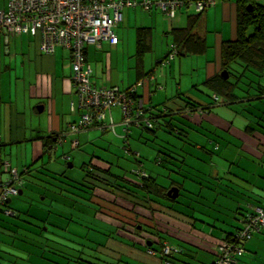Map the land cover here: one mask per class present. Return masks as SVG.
<instances>
[{
    "label": "trees",
    "instance_id": "16d2710c",
    "mask_svg": "<svg viewBox=\"0 0 264 264\" xmlns=\"http://www.w3.org/2000/svg\"><path fill=\"white\" fill-rule=\"evenodd\" d=\"M162 1L166 3L178 1L181 3V5L175 10V14L173 16L174 18L168 16L166 12L162 11V9L156 5L162 3ZM135 2L138 6L134 8L141 7L142 10L150 13L151 11L156 10L172 20H175V18H177L176 16L182 10H186L190 6H194L195 8L196 12L188 15L189 17L184 27L175 28L168 33V35L171 37V41H173L171 50L164 59H161L159 61V65L169 67L177 58H189L194 56L201 57L207 54V50L209 47L204 37L201 34L199 35L198 27L201 24L203 18L202 15L208 9L204 11H197L196 3L198 2V0H157V3L154 4L150 10H145L144 7H142V3L144 2V0ZM9 3L10 0L8 1L6 9L0 11L8 12ZM236 3L237 19L235 24V39L227 40L222 43L218 60L219 68L213 74V76L205 78L202 85H200L205 87L206 90L211 93L212 97H214L212 98L214 99V101L210 103L207 102L206 99H199L200 101H197L193 100L190 97H187L184 99L180 98L181 102L179 103L175 101L173 103H167L161 106H153L152 104L144 102L139 89L142 88L146 83L150 86L152 90L151 92L154 91L153 89L162 91L163 87L160 83L157 82V78L150 76V73L145 75L142 74V79L139 76V81L136 84L130 86L127 89L120 90L128 91V93L130 94L129 97H132L133 101L136 103V106H139L141 102L143 103V108L145 109L144 114L148 115L151 126L143 124V121H141L142 124L139 127L133 124L130 128L125 129V135L122 136L123 139L128 140L132 128H137L139 130L149 131L154 136H156V132L158 130H164L167 134L169 133L177 136V140L183 143H188L190 139L189 132L187 131L188 127H185L183 126V124L177 122L175 123L174 118H178L179 116H181L182 120L186 124H188V126L190 125L192 130L194 128L200 130L201 128H203L204 123L211 124L210 121H213L215 119V116L219 117L216 112L214 113V111H212V109L216 104H218V101L220 99H224L225 104H233L235 102H238V99H240L237 96V90L239 88L238 84L246 76V72L254 71L258 74L264 75V0H236ZM127 8H125V10ZM168 9L170 12L171 8ZM136 31V54L138 65L142 68L141 65L143 59L152 51V39L154 34L153 30L148 27H140ZM22 34L28 36H38L32 35L31 33L11 35V33L3 32L0 34V37H20ZM68 53L71 57L73 69L74 58L72 57V53L70 51ZM237 63L242 66V73L239 72ZM139 71H141L140 68ZM223 73H227L229 77L224 78L222 75ZM237 74L239 76H237ZM233 78L236 79V81H233ZM92 81L93 84L96 85L94 80ZM198 87L199 86L197 85L194 88L198 89ZM132 88L133 90H131ZM260 91L261 93L259 97H261L262 99L264 98V88H262ZM151 92L150 98H152L153 96ZM147 108H149V110H146ZM116 109H120L122 115V109L120 107ZM81 113L83 112L81 111ZM195 114L197 115V118L192 117ZM80 120L81 118L78 121ZM228 123L232 124V127L235 126V124L230 121H228ZM254 123L255 125L257 124V126L260 127L259 121ZM211 125L214 126L213 124ZM103 126L104 125H99L96 127L100 128ZM214 128L215 129H212L213 134L218 136V140L224 141L222 143L223 147L218 142H216V146H213L214 149L212 150L198 144L194 145L196 147L194 150L201 152V158L203 159V162L206 163L215 162V157L217 156H220L222 159L228 161L229 157L228 155H225L224 151L228 149L230 151L236 150L235 144L233 142L226 141L225 138L221 136L222 131L224 130L216 125L214 126ZM93 129L94 128L84 130L83 132H74L73 129H71L70 134L73 135L85 133V131ZM248 129L251 128L249 127ZM248 129L246 128L245 130H243V132L247 135H250V137L254 136V139H260L261 136L264 135V127L261 128L263 131L256 128H253L251 130ZM63 137L64 136H62L61 138ZM61 138L60 136H56L55 134L51 135L45 141V154L50 153V150L53 149V140L60 142L59 140ZM64 138L67 139V135ZM74 142L78 143L76 146L74 145L75 149H79L80 142L75 140L73 141V144ZM127 143L129 144L128 141ZM198 146H200L201 149ZM240 146L241 145H237L236 148L241 149ZM176 147L177 146L173 144L172 146H169V149L165 148V151L164 148H160L159 146L156 158L157 165L163 166L166 163L169 164L168 167H164L163 172L166 173V177H164V180L166 182L159 181L160 177H162L159 174H153L143 168V163L139 161V159L141 158L140 152L133 151V154H135L134 159L135 162H137V165L130 172H122L119 174L113 170L112 163H106L109 168H105V162L94 163L93 161H91L89 165L86 164L82 167L85 173L82 184L73 182V185L70 184V186L82 190L83 200H86L87 204L91 206L90 210L95 212L93 216V212L91 211V215L95 219V221L99 220V222L108 225L111 234L105 236V239L107 241L112 240L111 243H113V245L109 246L107 243H105L106 240H104L101 245L94 244L92 248L93 254L90 255L88 259H82L79 256L74 258L70 256V254H68V256L64 258V260H68L67 264H108L106 258L112 261H114V258H117L120 259L119 262H121V259H124L122 256L124 253L122 251L125 249V247L129 246L132 248H137L138 245L147 249H158L161 256H163L162 259L166 260L169 264H193V262L197 260V257L194 255V253L190 250H187V248L184 249V247H186L185 245H187L191 248L194 247L197 249L198 245H195V243L200 244L202 242V240H200L199 238H195L194 236L197 232L201 231V229L197 227V224L203 223V219H201L203 214L206 215V217L213 216H211L209 212L208 214H206L205 212L200 211V209L204 208V203L202 202H204V200H207L202 196V193L196 195V198L194 197V195L190 194L191 198H186L184 202L181 201L183 193H189L185 191L186 182L192 184L196 183L203 189H207L210 193L213 194H216L218 192L217 190L218 187L220 188V184L222 185V188L224 190V193H222L223 197L232 198L234 196H230L228 191H233L234 189H236L235 186L239 184V181L231 179V176H234V171L228 172L227 170L225 172H221L218 168L214 170H216V173L218 172L220 176L215 177L213 175L214 170L207 165L205 169L209 171V179L211 181L205 182L200 177L199 172H192L190 170L193 167H190L191 165L188 161L189 159H193L194 157L196 158V156L188 154L184 151L183 148ZM224 148L225 150L223 151ZM126 150L132 153V150H130V148H126ZM220 151L222 152L220 153ZM229 166L230 164L227 166L228 169ZM15 170H17L18 173L14 178L13 171ZM200 172L202 173L201 170ZM30 174V168H26V170L20 171L17 167H13L9 160H3L2 156L0 155V202L5 203L6 206L8 205L10 207L11 202L9 204L7 202V199H11L10 201H12L14 197L22 195L24 193V190L26 189L25 187L27 186L26 182L28 180L25 177ZM174 175L179 176V179H182V181L174 180L172 178ZM214 179L217 180L215 181ZM213 181H215V183L217 184H215ZM209 183L210 185H208ZM11 187L16 188L19 192H21V194H9L8 196H6V198H4L5 194L8 192L7 190ZM172 188H178L180 190V197L178 199H173L167 196L168 192ZM244 197L245 196H243V199ZM245 198L250 199V196H246ZM242 205L243 206H237L236 208H233L231 209V211L226 213V215L228 214L227 216H225V218L227 219L222 220L221 218H214V222H219V220L221 219L220 221L225 223V225L228 226L229 229L233 228L229 232L225 231L226 237L223 239V242L239 244V246L243 248V255L237 256L236 264H238L240 258L245 256L246 245L250 241H252V239L257 234H261L264 232V228L256 229L251 234L250 238L238 240L237 237L246 230L245 221L249 220V218L251 217L252 219H254L255 216H257V209L264 210V207L260 205H257L253 209H247L244 203ZM5 218L10 217L6 215H0V225H5ZM233 223H235V225ZM140 226L141 229H139ZM1 229L4 228L0 227V230ZM11 235L12 234H10L9 237L12 239ZM194 238L196 239V241ZM33 239L39 241L42 239V237L37 235ZM165 241H174L179 245L180 248H178L177 252H174L172 255L164 256L163 249L165 245L163 243ZM19 242L20 244L17 247H14V250H22V252L24 253L25 249L30 251L31 248L35 245V241H33L32 239L20 240ZM149 243H151L152 246H149ZM210 251L212 252V248L210 249ZM33 252L34 251L32 250L30 253H28V261H30L31 257L34 256ZM214 253L216 254V258L211 264H213L215 260L221 256L218 251H214ZM40 257V259L43 258L42 256ZM0 260L2 259L0 258ZM19 260V255L15 254V259H10L7 261V263L21 264ZM0 264L4 263L0 262Z\"/></svg>",
    "mask_w": 264,
    "mask_h": 264
},
{
    "label": "crops",
    "instance_id": "0c3cea01",
    "mask_svg": "<svg viewBox=\"0 0 264 264\" xmlns=\"http://www.w3.org/2000/svg\"><path fill=\"white\" fill-rule=\"evenodd\" d=\"M8 1L9 0H0V10L6 9ZM103 1L106 2L109 0H102V2ZM135 1L139 2L141 0ZM195 12L194 6H190L186 10H182L176 16L177 18H175V20H172L156 10L150 13L142 10L141 7L127 8L122 12L123 20L115 29L119 38L117 46H113L109 42L104 41L101 48L93 46L87 49L86 57H88V62L93 68L92 80H94L96 85L101 87H119L120 89H127L139 81V76L142 79V74L145 75L150 73V76L157 78V82L161 84L163 89L167 90H165V94H162L163 92L161 90L156 89H153L154 91L151 92L150 86L146 83L139 89L142 99L146 103L152 104L153 106H161L175 101L179 103L181 102L180 98L184 99L190 97L197 101H200L199 99H204L197 98L195 90L184 91L179 84L176 90L173 83H169L167 77L168 71L166 73L167 68H165L164 71L161 70V72L158 68L159 61L164 59L171 50L173 41H171V37L168 33L175 28L184 27L187 23L188 15ZM202 16L203 18L198 27V33L204 37L209 48L207 54L197 57L196 61L197 63L198 61L206 63L203 68L206 75L205 77L207 78L213 76L219 68L218 60L222 43L227 40L235 39V24L237 19L236 0H219L215 6L210 7ZM140 27L151 28L154 34L152 39V51L143 59L142 68L138 65L136 54V30ZM156 39L161 47L162 54H160V56L158 54L159 46L155 50L154 41ZM39 40L38 36L23 34L20 37H0V155L3 160H9L13 167H17L20 171L30 168L31 173L42 160L45 154V141L51 135L55 134L56 136H60V138L67 135L68 138L65 139L63 137L59 140L60 142L53 140V149H51L50 153L47 155L51 158L56 155L61 158L65 156V159L69 160L70 153L66 148L69 142L68 139L71 140L72 149H75L73 141L76 140L80 142L75 136L81 134H70L72 125L81 118L82 114L78 96L72 81L73 69L70 54L65 48L57 47L53 55H44L41 53ZM212 47L215 51V58H213V60L209 58L211 52L209 50ZM154 52H156L158 56V62L154 67H151V63L148 64V59H150L149 55H152ZM194 57H189V59H193ZM179 65L182 75L185 64L180 61ZM171 66H177L175 65V60ZM126 68L128 71L133 70L134 74H132L134 80H130L128 84H126V76L120 71L122 70L123 73L128 74ZM139 68L141 71H139ZM195 71H197V69ZM202 83L200 85H202ZM195 86L197 85L192 84L191 88ZM150 92L153 94L152 98H150ZM36 114H38V116L34 118ZM218 116L219 117L215 116V119L210 121L211 124L221 127L222 130H224H221V136H223L226 141L233 142L236 149L234 151L235 157L229 149L224 151L225 155H228L231 159L229 160V164L233 166H229L228 172L235 171L234 167H236L240 172H233L234 176L232 175L231 179L239 181L237 179L240 178L239 175H241L240 179L244 178V181L241 182L240 180L239 184L235 186L236 189L233 188L234 190H230L228 193L235 198L240 197V195L243 194L241 192V186H243V188L248 190L247 193L250 194V199L245 198L249 195L243 194L245 197L242 204L244 203L247 209H253L257 205L264 207V135L261 136L260 139H254V136L250 137V135L243 132V130L249 127L251 129L256 128L262 130L261 128L264 127V123H260V128L257 124L255 125L254 122H249L244 129H238L235 126L232 127V124L228 123L229 120L226 119V117L219 113ZM192 117L197 118V115L195 114ZM43 118L46 120V124L44 125ZM122 121L123 117L120 109H114L108 113V118L104 126L100 128L96 127L93 130L99 129L105 133L108 131L116 133L117 125H122L124 127ZM259 121H264V119H259ZM211 124L204 123L203 127L208 125L211 129H215ZM112 125L114 129L111 127ZM124 129H126V127H124ZM34 132L39 133L37 137H34ZM237 145H241V149H237ZM198 147L201 149L200 146ZM17 151H20L21 156ZM60 153L62 155H60ZM70 165L72 169L74 165ZM104 165L105 168H109L106 163ZM215 165L217 166L218 164ZM213 175L215 177L220 176L218 172L216 173V170H214ZM219 186L222 188V185L219 184ZM218 194L221 195V193ZM234 202L236 204L234 203L235 207L231 206L232 208L243 206L238 203V201ZM205 219H207V221H202L203 226L199 223L197 224V227L200 228L202 232H197L194 235L195 238L202 240L200 244L194 242L195 245H198L197 249L187 245L184 247V249L187 248V250L192 251L197 257V260H195L193 264H211L216 258L214 251L216 252L218 247L224 243L223 239L226 237L225 231L229 232L233 229H229L225 223H221V227L219 228L216 226L218 221L214 222L213 217H207ZM233 224L235 225V223ZM208 225L211 229L205 227ZM111 242L108 241V245ZM163 244L177 250L180 248L174 241H165ZM111 245H113V243H111ZM139 247L142 246L138 245L135 249L126 246L122 252L128 253L129 251H135V254L139 252V250H137ZM211 248L212 252L210 251ZM148 250L151 253H156L154 248H149ZM135 257L143 258L146 263L150 264L149 258L145 257L143 252L137 254ZM162 257L163 256H161L159 261L154 260L152 264H169L166 260H163ZM238 264H264V232L257 234L252 241L246 245L245 256L239 259Z\"/></svg>",
    "mask_w": 264,
    "mask_h": 264
},
{
    "label": "rangeland",
    "instance_id": "374dc122",
    "mask_svg": "<svg viewBox=\"0 0 264 264\" xmlns=\"http://www.w3.org/2000/svg\"><path fill=\"white\" fill-rule=\"evenodd\" d=\"M154 42L155 50L159 46L158 54L160 56V54H162L160 43L157 42V39ZM209 51H211L209 58H212L211 60H213V58H215L214 48L212 47ZM157 57L156 52L149 55L150 59H148V64L151 63V67H154L158 62ZM186 59L189 58H177L175 60V65L177 66L164 67L159 65L158 68L160 69V72L167 68L166 73L168 71L167 77L169 83H173L176 90L179 84L184 91L195 90L197 98H204L207 102H213L214 99L212 98L214 97H212L211 93L206 90L205 87L199 86L206 78L203 68L206 63L201 61H198L197 63V57L189 60ZM180 61L185 64L182 70V75L179 68ZM237 65L239 72L242 73V66L238 63ZM196 69L197 71H195ZM120 71L126 76V84L130 83V80H134L132 76L133 70L128 71L126 68L128 74L123 73L122 70ZM237 76L239 75L237 74ZM232 80L236 81L234 78ZM192 84L198 85V89L191 88ZM238 86L237 96L240 98L238 99V102L225 104V100L220 99L212 111L226 117V119L235 124L236 128L244 129L247 123L258 122L259 119H264V98L261 99V97H259L261 93L260 90L264 88V75L258 74L254 71L246 72V76L239 82ZM165 90H162V94L166 93ZM37 116L38 114H36L34 118ZM43 119L44 125L46 124V120L45 118ZM174 119L175 123L183 124V126L189 128V130L187 128L190 136L188 143H183L177 140V136L169 133L167 134L164 130H158L156 136H154L149 131L133 128L129 134V139H123L122 136L125 135V129L122 125H117L116 133L113 131L105 133L96 129L76 135L75 138L81 142L79 149H72L71 140L68 139L69 142L66 145V148L70 153L69 160L65 159V156H62L61 158L56 155L51 158L43 153L44 155L39 162V165L30 175L25 177L28 180L26 182L27 186L25 187L26 189L24 190V193L14 197L11 201L10 207L13 209L17 217L13 216L5 218V225H0V227L5 229L0 230V258L2 259L0 262L11 264L7 263V261L15 259V254H17L19 255V262H21V264H67L68 260L66 261L64 258L67 257L68 254L74 258L79 256L82 259H88V257L93 254V245H101V243L106 240L105 236L111 234L108 225L99 222V220L95 221L92 217L95 212L90 210L91 206L87 204L86 200H83L82 190L70 186V184L73 185V182L82 184L85 177L82 167L86 164L89 165L91 161L94 163H112L115 172L119 174L122 172L126 173L132 171L137 165L133 151L140 152L141 158L139 161L143 163V168L153 174H159L162 176L159 181L166 182L164 180L166 173L163 172L164 167H168L169 164L166 163L163 166H158L156 158L159 146L160 148L169 149V146L175 144L177 146L176 148H183L188 154L196 156V158L194 157L188 161L191 165L190 167H193L190 170L192 172H199L200 177L205 182L211 181L209 179V171L205 169L207 165L210 166L211 169L218 168L221 172L228 170L227 166L229 165L230 158L227 161L220 156H217L215 157V162L206 163L203 162V159L201 158V152L194 150L196 148L194 146L195 144L205 146L211 150L214 149L213 146H216V142L220 143L221 146L223 145L222 143L224 141L218 140V136L213 134L212 129L208 125H205L200 130L196 128L192 130L191 126H188V124L182 120L181 116ZM259 122L264 123V121ZM38 134V132H34V137H37ZM126 148H130L132 153L126 150ZM224 150L225 148L223 151ZM221 152L222 151H220V153ZM17 153L20 155V151H17ZM61 153L60 155H62ZM231 153L234 157L236 156L233 150ZM217 163L219 165H214ZM70 164L74 165L72 169ZM230 167L233 166L230 165ZM234 168V172H240L236 167ZM239 176L241 178V175ZM172 178L174 180L182 181L177 175H174ZM240 178L237 179L239 181L241 180V182L244 181V178ZM214 180L216 181L217 179ZM215 181L213 182L215 183ZM208 185H210V183ZM241 187V192L244 195L247 194L250 196V194L247 193L248 190L243 188V186ZM185 191L189 193H183L181 198L182 202H184L186 198H191L190 194L194 195L196 198V195L202 193V196L207 200L202 202L204 205L201 203L204 208L200 209V211H203L206 214L209 212L213 218H221L222 220L227 219L225 216L228 215H226V213L233 209L231 206L235 207L234 201H239V203L243 202V194L236 198H225L222 195V193H224L223 188L219 187L217 190L218 192L216 194L214 193V195L196 183L192 184L186 182ZM218 193H221V195ZM91 211L93 212L92 215ZM207 217L203 214L201 219L207 221V219H205ZM221 223L223 222H217L216 226L220 228ZM199 224L203 226L202 223ZM205 227L211 229L209 225ZM10 234L13 235H11L12 239L9 237ZM37 235L42 237V239L39 241L34 240L33 238ZM26 239H32L35 241V245L34 247L31 246L32 248L30 251L25 249V254L22 250H14V247H17L20 244V240ZM105 243L108 244V241L106 240ZM109 246H111V243ZM32 250L34 251V256L28 261V253ZM137 250H139V252L135 254V251H129L128 253L125 252L122 255L124 259H121V262H119L120 259L117 258H114V261L106 258L107 262L108 264H148L143 258L135 257L141 252H143L145 257L149 258L150 264L154 263V260L159 261V259H161V254L158 249H155L157 251L156 253H151L145 247H139ZM40 256L43 258L40 259Z\"/></svg>",
    "mask_w": 264,
    "mask_h": 264
},
{
    "label": "built area",
    "instance_id": "2783aa9c",
    "mask_svg": "<svg viewBox=\"0 0 264 264\" xmlns=\"http://www.w3.org/2000/svg\"><path fill=\"white\" fill-rule=\"evenodd\" d=\"M217 1L198 0L196 9L204 11L216 5ZM156 3L157 0H144L142 7L150 10ZM156 5L173 17L181 3L162 1ZM137 6L133 0H10L8 12L0 11V34L7 32L11 35H38L39 47L44 55L54 54L57 47H63L72 53L73 81L83 112L81 120L71 127L74 132L104 125L108 113L119 107L122 109V122L126 129L133 124L139 127L141 121L151 126L148 115L144 114L143 103L136 106L128 91H122L119 87H98L93 84V69L85 57L89 47L101 48L104 41L117 46L119 38L115 29L123 20L122 12L127 7ZM168 8H171L170 12ZM77 144L74 142L75 146ZM17 173V170L13 171L14 178ZM7 191L4 198L9 194L19 193L14 187ZM245 223L246 230L237 237L238 240L248 239L256 229L264 228V210L257 209V216L254 219L249 218ZM216 251L221 256L213 264H236L237 256L243 255V248L234 243H223ZM174 252L177 249L168 245L163 249L164 256H170Z\"/></svg>",
    "mask_w": 264,
    "mask_h": 264
},
{
    "label": "flooded vegetation",
    "instance_id": "af4514ba",
    "mask_svg": "<svg viewBox=\"0 0 264 264\" xmlns=\"http://www.w3.org/2000/svg\"><path fill=\"white\" fill-rule=\"evenodd\" d=\"M21 194V192H19ZM11 199H7V202L10 204ZM0 215L3 216H9V217H16L15 212L12 208H10L8 205L6 206L5 203L0 202Z\"/></svg>",
    "mask_w": 264,
    "mask_h": 264
},
{
    "label": "water",
    "instance_id": "95a60500",
    "mask_svg": "<svg viewBox=\"0 0 264 264\" xmlns=\"http://www.w3.org/2000/svg\"><path fill=\"white\" fill-rule=\"evenodd\" d=\"M222 75L224 78L229 77L227 73H223ZM179 194H180V190L178 188H172L168 192L167 196H169L170 198H173V199H178L180 197ZM139 229H141V226L139 227ZM149 246H152V245L149 243Z\"/></svg>",
    "mask_w": 264,
    "mask_h": 264
}]
</instances>
